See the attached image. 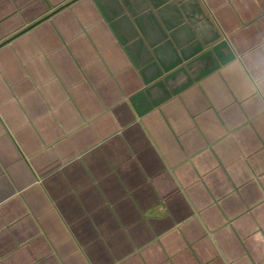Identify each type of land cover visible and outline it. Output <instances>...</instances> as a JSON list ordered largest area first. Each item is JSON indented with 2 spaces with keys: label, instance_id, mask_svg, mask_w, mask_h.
Returning <instances> with one entry per match:
<instances>
[{
  "label": "crops",
  "instance_id": "1",
  "mask_svg": "<svg viewBox=\"0 0 264 264\" xmlns=\"http://www.w3.org/2000/svg\"><path fill=\"white\" fill-rule=\"evenodd\" d=\"M264 0H0V264H264Z\"/></svg>",
  "mask_w": 264,
  "mask_h": 264
},
{
  "label": "clouds",
  "instance_id": "2",
  "mask_svg": "<svg viewBox=\"0 0 264 264\" xmlns=\"http://www.w3.org/2000/svg\"><path fill=\"white\" fill-rule=\"evenodd\" d=\"M256 75V79L259 80L261 83H264V63L260 59H257L254 62L253 68L250 69Z\"/></svg>",
  "mask_w": 264,
  "mask_h": 264
}]
</instances>
